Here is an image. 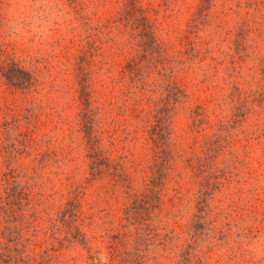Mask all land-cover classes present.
<instances>
[{"label":"rangeland","instance_id":"obj_1","mask_svg":"<svg viewBox=\"0 0 264 264\" xmlns=\"http://www.w3.org/2000/svg\"><path fill=\"white\" fill-rule=\"evenodd\" d=\"M10 62L0 264H264V0H0Z\"/></svg>","mask_w":264,"mask_h":264},{"label":"trees","instance_id":"obj_2","mask_svg":"<svg viewBox=\"0 0 264 264\" xmlns=\"http://www.w3.org/2000/svg\"><path fill=\"white\" fill-rule=\"evenodd\" d=\"M0 75L7 83L14 87L25 88L30 85L28 73L14 62H10L6 66L0 67Z\"/></svg>","mask_w":264,"mask_h":264}]
</instances>
